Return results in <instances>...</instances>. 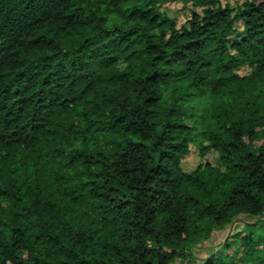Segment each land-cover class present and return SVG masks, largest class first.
Here are the masks:
<instances>
[{"label":"trees","instance_id":"obj_1","mask_svg":"<svg viewBox=\"0 0 264 264\" xmlns=\"http://www.w3.org/2000/svg\"><path fill=\"white\" fill-rule=\"evenodd\" d=\"M164 1L0 0V264H264V0Z\"/></svg>","mask_w":264,"mask_h":264},{"label":"rangeland","instance_id":"obj_2","mask_svg":"<svg viewBox=\"0 0 264 264\" xmlns=\"http://www.w3.org/2000/svg\"><path fill=\"white\" fill-rule=\"evenodd\" d=\"M243 1L244 0H220L221 4L229 3L232 6L239 5ZM160 10H162L168 17L172 18L177 27H181L186 25L191 11H198L199 9L193 6L190 2L165 0L160 5ZM248 71L249 69L247 67H241L238 70L240 74H247ZM205 162H209L214 166H221V162L215 152H208L202 155L195 142H192L189 144L188 152L182 156L180 166L183 171L190 172ZM238 226H240V223L235 221L224 231L214 233L211 239L194 247L193 252L195 258L199 259L202 258V256H205V254L221 242L228 233L236 231ZM174 264H179V261H176Z\"/></svg>","mask_w":264,"mask_h":264}]
</instances>
